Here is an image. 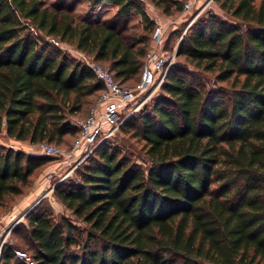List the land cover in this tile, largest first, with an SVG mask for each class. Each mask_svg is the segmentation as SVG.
Returning <instances> with one entry per match:
<instances>
[{"label": "trees", "instance_id": "obj_1", "mask_svg": "<svg viewBox=\"0 0 264 264\" xmlns=\"http://www.w3.org/2000/svg\"><path fill=\"white\" fill-rule=\"evenodd\" d=\"M86 1L90 19L63 3L0 0V135L28 144L75 140L70 116L104 87L47 37L89 54L120 83L138 82L154 28L143 3ZM151 1L169 16L185 2ZM214 1L233 20L198 18L177 56L215 72L218 82L232 81L229 99L197 83L186 63L172 65L138 111L139 123L121 125L144 142L147 170L103 142L74 170L78 178L54 189L86 224L85 235L40 201L13 227L0 264H26L15 250L36 264L264 262V0ZM109 12L137 15L140 29L124 34L105 20ZM48 158L0 145V207L23 193Z\"/></svg>", "mask_w": 264, "mask_h": 264}, {"label": "built area", "instance_id": "obj_2", "mask_svg": "<svg viewBox=\"0 0 264 264\" xmlns=\"http://www.w3.org/2000/svg\"><path fill=\"white\" fill-rule=\"evenodd\" d=\"M140 1L145 4L144 11L153 22L154 28L139 80L135 85L120 83L107 67L89 54L69 43L52 39L56 46L68 51L79 63L88 66L104 86L90 106L88 115L73 121L79 130V135L69 149L47 141L27 145L26 152L30 155L52 157L60 159L63 165H70L65 173L58 174L59 182L68 177L103 142L110 139L129 117L150 100L175 62L178 47L173 51L164 47L167 39L166 15L151 0ZM193 1L195 0L184 2L183 9H191ZM56 175V171L49 172L46 176L47 182L51 183ZM15 252L26 264H36L27 252L22 250Z\"/></svg>", "mask_w": 264, "mask_h": 264}, {"label": "rangeland", "instance_id": "obj_3", "mask_svg": "<svg viewBox=\"0 0 264 264\" xmlns=\"http://www.w3.org/2000/svg\"><path fill=\"white\" fill-rule=\"evenodd\" d=\"M44 1L46 2L47 5H51L53 3L54 4L63 3L65 6L73 8L74 14L81 18L90 19L92 16L93 8L90 7V5L87 3L86 0H62V1L61 0H44ZM184 1L186 2V1H192V0H184ZM210 1L211 0H195L193 1V5L191 9L189 10L183 9L182 11L174 15H171V16L165 14L167 16V22H166L167 23V39L164 44V47L166 49L170 51H173L174 49H176L183 35L189 28V26L194 21H196L198 18L202 16L213 13V14L219 15L220 17L230 19L229 17L225 16L223 11H221L218 8L214 0H212L211 2ZM143 9H145V4L143 5ZM113 19L115 21V24L124 30V34L133 33L134 31H137L138 29H140L137 15H133L129 17L128 19H116L114 17V12H109L108 14L105 15V20L112 21ZM230 20H233V19H230ZM234 22H237V21H234ZM52 39L53 38L51 37H47V40L50 41V43H52L53 46H56V44H54ZM60 50L63 53L67 54L69 57H72L68 51L66 50L64 51L63 49H60ZM179 61L182 63H186L185 66L187 67V70L194 74V76L197 79V83L205 87V89L207 90L219 89L221 91L220 93L225 97V99L227 100L229 99L234 89L232 81L218 82L215 79V72L205 71V70L195 67L194 65L187 64L184 57H179L177 55H176V59L173 65L177 64ZM134 83L135 81L128 82V84H131V85H133ZM159 90H160V87L156 90V92L152 95V97L155 96ZM98 95L99 93H97L94 96H91L83 112L78 113L74 116L73 115L70 116V119L74 121L77 118L87 116L90 106L97 99ZM138 111H136L127 120L135 119L136 122H138L137 121ZM73 140H74V136H68L67 138H64L61 143H57V142H54V143L60 145V147L64 149H69L66 146L68 145L70 146ZM108 142L112 144L113 146L119 147L122 154L128 156L137 165L147 170V167L150 163L147 160V157L145 155V150L143 146L144 142H142L140 138L135 135L134 130L124 129L120 126L119 129L115 132V134L110 139H108ZM0 145L6 146V147H12L15 150H19V151H23L27 153L26 148H27L28 143L10 139L5 134L0 135ZM69 167H70L69 164L63 165L60 159L49 157L48 160L32 176L29 184L26 187H24L23 193L21 195H18V196L11 195L6 198L4 204L0 207V248L3 243H5L6 241L10 239H13L12 236H9L6 239V236L18 222H16L17 220L13 221L9 219L12 214L11 212H13L15 208V205L25 196L33 197L32 200L36 199L35 204L39 203L40 201H43L45 206L49 205L51 207L53 217L55 220L60 221L64 218L70 219L79 228V233L81 232L83 233V235H85L86 224H84L82 221L77 220L71 214V212L68 211L61 204V202L57 199L54 193L55 187L62 181H68L70 178L76 179L79 177L77 173L73 171L68 177H66L64 180L59 182L58 179H59L60 173H65V171L68 170ZM51 171H56L57 175L55 176V178L53 179L51 183H48L46 180V176ZM215 186H217V184H215ZM201 264H209V263L204 262ZM260 264H264V262H261Z\"/></svg>", "mask_w": 264, "mask_h": 264}, {"label": "crops", "instance_id": "obj_4", "mask_svg": "<svg viewBox=\"0 0 264 264\" xmlns=\"http://www.w3.org/2000/svg\"><path fill=\"white\" fill-rule=\"evenodd\" d=\"M167 17V16H166ZM33 197H24L22 198L16 205L11 212V216L9 220H17L16 222H22L24 221V218L29 210H31L34 207L35 200H32ZM11 231L7 234L6 239L11 235Z\"/></svg>", "mask_w": 264, "mask_h": 264}, {"label": "water", "instance_id": "obj_5", "mask_svg": "<svg viewBox=\"0 0 264 264\" xmlns=\"http://www.w3.org/2000/svg\"><path fill=\"white\" fill-rule=\"evenodd\" d=\"M182 38H183V37H182ZM181 42H182V39H181V41H180V43H179L178 50H179V48H180ZM177 53H178V51H177ZM36 204H37V203H36ZM36 204H34V206H35Z\"/></svg>", "mask_w": 264, "mask_h": 264}]
</instances>
